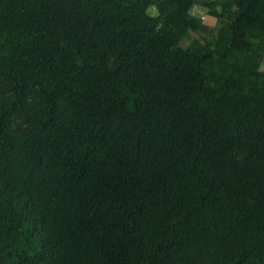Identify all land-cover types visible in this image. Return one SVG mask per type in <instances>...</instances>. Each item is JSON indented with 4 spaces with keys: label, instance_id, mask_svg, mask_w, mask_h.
I'll return each mask as SVG.
<instances>
[{
    "label": "trees",
    "instance_id": "trees-1",
    "mask_svg": "<svg viewBox=\"0 0 264 264\" xmlns=\"http://www.w3.org/2000/svg\"><path fill=\"white\" fill-rule=\"evenodd\" d=\"M263 56L264 0H0V264H264Z\"/></svg>",
    "mask_w": 264,
    "mask_h": 264
},
{
    "label": "rangeland",
    "instance_id": "rangeland-1",
    "mask_svg": "<svg viewBox=\"0 0 264 264\" xmlns=\"http://www.w3.org/2000/svg\"><path fill=\"white\" fill-rule=\"evenodd\" d=\"M216 13L212 12V7L204 5L202 3H196L193 5L191 12L200 18L207 28L199 32L190 33V39L193 37L201 38L202 40H209L212 44H215L220 34H227L230 29V25L236 14V8H222L220 4L215 6ZM150 13L157 14L155 6L149 8ZM190 39L188 41H190ZM186 41V42H188ZM261 68L264 69V56L261 61Z\"/></svg>",
    "mask_w": 264,
    "mask_h": 264
}]
</instances>
